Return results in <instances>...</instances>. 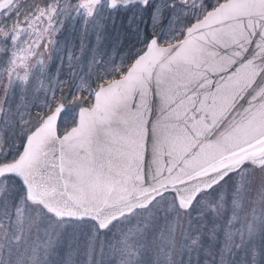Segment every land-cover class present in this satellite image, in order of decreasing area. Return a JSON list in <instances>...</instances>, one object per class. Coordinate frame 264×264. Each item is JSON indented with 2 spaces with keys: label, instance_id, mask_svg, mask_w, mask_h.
Returning a JSON list of instances; mask_svg holds the SVG:
<instances>
[{
  "label": "snow or ice",
  "instance_id": "snow-or-ice-1",
  "mask_svg": "<svg viewBox=\"0 0 264 264\" xmlns=\"http://www.w3.org/2000/svg\"><path fill=\"white\" fill-rule=\"evenodd\" d=\"M0 264H264V0H0Z\"/></svg>",
  "mask_w": 264,
  "mask_h": 264
}]
</instances>
